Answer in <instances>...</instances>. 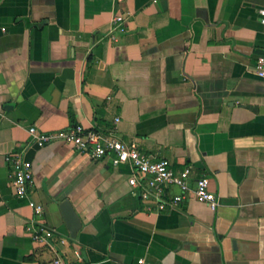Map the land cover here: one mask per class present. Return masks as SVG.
Segmentation results:
<instances>
[{"label":"crops","instance_id":"obj_1","mask_svg":"<svg viewBox=\"0 0 264 264\" xmlns=\"http://www.w3.org/2000/svg\"><path fill=\"white\" fill-rule=\"evenodd\" d=\"M264 0H0V264H51L31 220L70 264H264ZM124 14V32L112 19ZM118 120V122H116ZM80 125L209 179L215 211L154 213L133 168L44 134ZM29 162L18 198L7 155ZM80 220L73 238L60 205ZM33 205L42 214L33 213ZM62 240L63 244L59 241Z\"/></svg>","mask_w":264,"mask_h":264},{"label":"built area","instance_id":"obj_2","mask_svg":"<svg viewBox=\"0 0 264 264\" xmlns=\"http://www.w3.org/2000/svg\"><path fill=\"white\" fill-rule=\"evenodd\" d=\"M121 4L125 0H116ZM261 24L264 26V8L257 11ZM113 30L123 33L124 14L113 17ZM255 74L264 80V55L258 57L254 65ZM118 122V120H116ZM31 142L41 148L43 146L60 143L72 149L85 153L93 160L109 159L114 167L129 164L133 174L128 177L129 187L136 192L139 199L146 205L148 211L160 213L168 209H176L190 200L204 204L215 211L219 205L217 196L209 189V179L201 175L194 179L193 171L185 166L176 170L166 159L153 160L150 156L139 151L134 142L124 143L111 134H103L94 130H87L75 125L67 130L52 134H44L31 127L28 130ZM5 161L11 167V184L18 198L27 196L33 184V171L29 162L20 154L11 153ZM37 216L42 214V207L30 205ZM26 232L33 242L46 245L55 253L51 264L66 263L55 251L54 231L42 221L31 220L26 224ZM63 244V241H59Z\"/></svg>","mask_w":264,"mask_h":264},{"label":"water","instance_id":"obj_3","mask_svg":"<svg viewBox=\"0 0 264 264\" xmlns=\"http://www.w3.org/2000/svg\"><path fill=\"white\" fill-rule=\"evenodd\" d=\"M60 210L63 216V219L68 226L71 237H75L77 231L80 228V220L74 212L72 206L68 201H64L60 205Z\"/></svg>","mask_w":264,"mask_h":264}]
</instances>
